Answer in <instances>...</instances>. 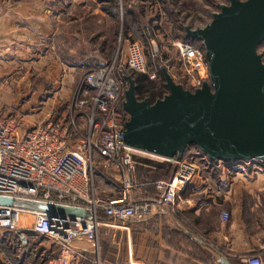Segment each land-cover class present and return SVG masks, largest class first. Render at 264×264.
<instances>
[{
    "label": "built area",
    "instance_id": "1",
    "mask_svg": "<svg viewBox=\"0 0 264 264\" xmlns=\"http://www.w3.org/2000/svg\"><path fill=\"white\" fill-rule=\"evenodd\" d=\"M149 43L152 54L157 55L152 37ZM171 46L176 50L174 66L184 89L194 91L209 83L203 49L185 39H174ZM146 68L140 44H119L106 63L83 74L69 110L57 116L48 114L31 127L23 128L14 112L0 110V197L79 207L87 212L86 217L50 216L0 206V229L15 231L19 224L31 223L33 235L51 238L59 244L60 252L49 264H68L71 256H82L69 245L76 237L84 238L96 249L99 214L120 224L174 215L178 212L177 192L196 176L219 164L240 162H211L194 149L180 160L163 159L176 168L170 180L154 182V195L134 191L137 162L133 154L138 151L125 145L122 136L129 120L123 109L125 77L129 71L146 73ZM80 117L84 119L83 130L78 122ZM96 175L118 188L116 199L96 195ZM228 218L227 211L220 212L222 222ZM244 262L261 264L257 255L247 256Z\"/></svg>",
    "mask_w": 264,
    "mask_h": 264
},
{
    "label": "crops",
    "instance_id": "2",
    "mask_svg": "<svg viewBox=\"0 0 264 264\" xmlns=\"http://www.w3.org/2000/svg\"><path fill=\"white\" fill-rule=\"evenodd\" d=\"M58 4V0H12L0 11V101L10 103L7 85L12 63L47 64L40 75L61 71L66 76V71L76 68L75 63L61 61L56 51L62 45L64 17L62 10L54 8ZM112 13L120 18L117 9ZM31 23L42 29L36 30ZM69 52L75 54L72 48ZM144 155L136 160L133 190L154 195V182L170 180L173 173L166 171L168 161ZM98 177L93 180L96 195L116 199L115 186L103 180L95 183ZM177 201L174 215L126 224L102 215L97 248L76 237L69 245L82 256H71L68 264H221L220 255L229 264H245L247 256L257 255L264 264V164L260 161L219 164L179 190ZM221 211L229 213L226 222L220 220ZM31 227L22 223L15 231L0 229V264H49L56 258L59 244L33 235Z\"/></svg>",
    "mask_w": 264,
    "mask_h": 264
},
{
    "label": "water",
    "instance_id": "3",
    "mask_svg": "<svg viewBox=\"0 0 264 264\" xmlns=\"http://www.w3.org/2000/svg\"><path fill=\"white\" fill-rule=\"evenodd\" d=\"M208 24L186 28L200 40L209 83L194 91L162 71L167 94L151 102L135 96L126 76L123 109L129 120L122 131L128 147L158 158L180 160L189 146L211 162L258 160L264 164V62L257 46L264 40V0H227ZM0 206L86 217L83 208L0 197ZM221 264H229L220 255Z\"/></svg>",
    "mask_w": 264,
    "mask_h": 264
},
{
    "label": "rangeland",
    "instance_id": "4",
    "mask_svg": "<svg viewBox=\"0 0 264 264\" xmlns=\"http://www.w3.org/2000/svg\"><path fill=\"white\" fill-rule=\"evenodd\" d=\"M10 1L12 0H0V11L5 10ZM58 2V6L54 8L62 10L64 17L62 45L58 46L56 51L60 54L61 61L75 63L76 68L71 72L66 71V76H63L64 72L61 71L59 73L56 71V74L55 71L54 73L51 71L46 75H40L47 64L40 67L36 64L10 65L7 85L10 103L0 101V110L14 112L22 128L31 127L34 121L48 114L57 116L63 110H69L68 107L73 103L83 74L92 66L106 63L119 44L123 46L132 41L141 45L147 67L146 73L129 71L126 74L134 81L136 98L138 100L147 98L151 102L158 97L162 98L168 92L164 85L163 70L168 72L175 83L180 84L182 81L174 66L176 50L171 43L174 39H185L186 28H201L208 24L212 13L218 11V5L228 3L227 0H58ZM115 6L120 12L119 19L113 16L111 9L109 10ZM51 7L53 8V5ZM69 18H72L73 22ZM31 24L36 30L42 29L40 24ZM151 37L158 49L157 55L151 52L149 43ZM192 40L202 46L200 40ZM71 48L75 54L69 52ZM256 51L264 62V40L257 46ZM77 63L82 67L77 68ZM78 122L83 130V117H80ZM133 156L147 157L138 152ZM97 180L107 182L102 177H98L95 183ZM116 190L118 191V188ZM98 216L103 220L101 214Z\"/></svg>",
    "mask_w": 264,
    "mask_h": 264
},
{
    "label": "trees",
    "instance_id": "5",
    "mask_svg": "<svg viewBox=\"0 0 264 264\" xmlns=\"http://www.w3.org/2000/svg\"><path fill=\"white\" fill-rule=\"evenodd\" d=\"M110 9H111V11H115L116 9L118 10V8H117L116 6H115V7H111V8H109V10H110ZM185 40L188 41V42H190V43L193 44L194 46H197V47H200L201 49H203L201 45H197V44H195V43H194V40H192V39H190V38H188V37H185ZM158 98H160V97H158ZM158 98H156V99H158ZM156 99H155V100H156ZM194 149H196L194 146H189V147H187V148L185 149V151H184L183 156L187 155V153H188L189 151H192V150H194ZM133 158H134L135 161L141 159V158L138 157V156H133ZM164 166H166V171L169 172V173H173L174 170H175V168H176V165H175L174 163H172V162H168L167 164H164ZM135 170H136V169H135Z\"/></svg>",
    "mask_w": 264,
    "mask_h": 264
}]
</instances>
